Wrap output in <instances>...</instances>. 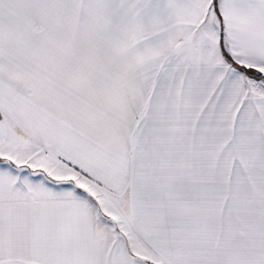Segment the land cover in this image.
<instances>
[{"label": "snow or ice", "instance_id": "1", "mask_svg": "<svg viewBox=\"0 0 264 264\" xmlns=\"http://www.w3.org/2000/svg\"><path fill=\"white\" fill-rule=\"evenodd\" d=\"M0 264H264V0H0Z\"/></svg>", "mask_w": 264, "mask_h": 264}]
</instances>
